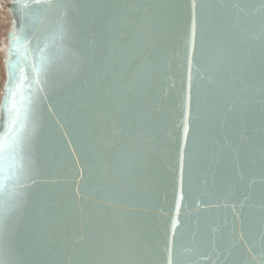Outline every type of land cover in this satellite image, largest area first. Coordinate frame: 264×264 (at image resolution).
I'll return each instance as SVG.
<instances>
[{
    "label": "water",
    "instance_id": "water-1",
    "mask_svg": "<svg viewBox=\"0 0 264 264\" xmlns=\"http://www.w3.org/2000/svg\"><path fill=\"white\" fill-rule=\"evenodd\" d=\"M92 4L128 5L123 24L140 31L145 48L133 90L106 119L87 72L71 74L78 56L102 43ZM192 4L6 2L0 105L13 33L24 28L35 48L61 22L69 29L65 51L58 41L47 49L54 62L40 90L24 93L33 98L35 182L9 219L18 264H88L101 244L135 253L136 264H168L170 254L172 264H264V0ZM25 75L27 85L26 65ZM4 121L0 109V135ZM128 144L146 156L139 171L113 164Z\"/></svg>",
    "mask_w": 264,
    "mask_h": 264
},
{
    "label": "snow or ice",
    "instance_id": "snow-or-ice-1",
    "mask_svg": "<svg viewBox=\"0 0 264 264\" xmlns=\"http://www.w3.org/2000/svg\"><path fill=\"white\" fill-rule=\"evenodd\" d=\"M40 8L48 7V0H34ZM29 8L28 4L21 5ZM86 7L94 8L99 13L100 35L102 43L93 45L78 56L77 62L71 68L73 77L86 71L89 82L96 86L95 96L102 103L98 116L106 119L113 111H121L118 97L133 90L138 77V61L144 57V44L138 29H126L123 24L122 9L128 5L92 4ZM196 4L193 0L192 8ZM111 9V13L105 9ZM193 35L195 19L193 18ZM69 29L61 22L55 35L46 39L44 46L39 44L30 47L32 37L21 28L19 33H13L8 59V83L4 102L0 105L5 121L4 133L0 135V249L5 255L0 257V264H18L14 259L18 255L15 242L11 238L9 219L22 207L29 187L34 183L32 171V145L35 134V122L32 120L31 96H25V91L31 93L33 86L40 90V84L54 58L46 55L51 44L59 42V51L66 49L63 42ZM33 53L36 55L33 61ZM25 65L31 70V81L26 85ZM24 104L25 106H22ZM31 124L27 135H21L20 130ZM187 131V129H186ZM115 146V145H114ZM146 163V156L135 145H121L113 156V164L117 169L125 168L131 171L141 170ZM11 184L10 188L8 185ZM88 264H136L135 253L125 252L108 245H98L89 253ZM168 264H172L171 254Z\"/></svg>",
    "mask_w": 264,
    "mask_h": 264
},
{
    "label": "rangeland",
    "instance_id": "rangeland-1",
    "mask_svg": "<svg viewBox=\"0 0 264 264\" xmlns=\"http://www.w3.org/2000/svg\"><path fill=\"white\" fill-rule=\"evenodd\" d=\"M10 0H0V97L2 94V85L4 80V64H3V58L6 53V45H7V32L8 28L10 29L11 25V16L9 13L8 8L6 7V2H9ZM5 35V36H4ZM6 38V41H5ZM5 42V47H2V44Z\"/></svg>",
    "mask_w": 264,
    "mask_h": 264
},
{
    "label": "bare ground",
    "instance_id": "bare-ground-1",
    "mask_svg": "<svg viewBox=\"0 0 264 264\" xmlns=\"http://www.w3.org/2000/svg\"><path fill=\"white\" fill-rule=\"evenodd\" d=\"M5 36V35H4ZM5 41H6V38H5ZM2 47H5V42L2 44Z\"/></svg>",
    "mask_w": 264,
    "mask_h": 264
}]
</instances>
